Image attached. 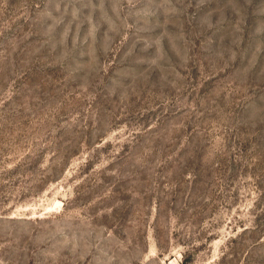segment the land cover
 <instances>
[{
    "label": "rangeland",
    "instance_id": "1",
    "mask_svg": "<svg viewBox=\"0 0 264 264\" xmlns=\"http://www.w3.org/2000/svg\"><path fill=\"white\" fill-rule=\"evenodd\" d=\"M0 264H264V0H0Z\"/></svg>",
    "mask_w": 264,
    "mask_h": 264
}]
</instances>
